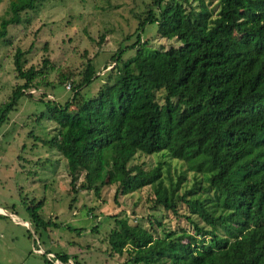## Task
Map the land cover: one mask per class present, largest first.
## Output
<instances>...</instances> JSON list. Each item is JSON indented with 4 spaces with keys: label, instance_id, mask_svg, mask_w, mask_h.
<instances>
[{
    "label": "trees",
    "instance_id": "1",
    "mask_svg": "<svg viewBox=\"0 0 264 264\" xmlns=\"http://www.w3.org/2000/svg\"><path fill=\"white\" fill-rule=\"evenodd\" d=\"M42 1L7 0L0 38ZM194 1L196 7L189 0H149L141 14L134 12V40L110 55L111 69L93 95L83 98L79 90L97 76L96 54L86 58L66 101L44 102L54 124L46 142L64 158L73 195L68 208L79 190L98 196L113 184L116 201L150 186L152 204L184 223L165 229L152 218L146 229L111 215L106 243L110 255L125 253L123 264H264V0H216L214 15L203 0ZM145 24L177 45L152 47L140 37ZM126 49L133 55L122 60ZM23 54L16 48L12 55L21 83L0 122L19 97H31L49 68L47 58L25 68ZM71 76L60 74L58 83ZM157 90L164 91L161 104ZM136 153L161 154L184 170L173 180L165 161L164 183L162 162L144 170L130 164ZM185 172L192 183L181 189ZM31 201L24 205L27 220L45 228L52 221H43L42 204ZM55 257L80 264L66 253Z\"/></svg>",
    "mask_w": 264,
    "mask_h": 264
},
{
    "label": "rangeland",
    "instance_id": "2",
    "mask_svg": "<svg viewBox=\"0 0 264 264\" xmlns=\"http://www.w3.org/2000/svg\"><path fill=\"white\" fill-rule=\"evenodd\" d=\"M148 2L43 0L36 8L21 13L20 22L8 25L6 35L0 38V117L14 85L21 83L13 70L15 49L24 52L25 68L30 65L38 68L43 58H47L49 67L41 78H36L40 85L29 90L31 97H19L16 106L5 112V118L0 122V204L12 214L0 216V262L48 264L44 256L32 252L27 233L32 236L35 232L41 248L54 256L66 253L80 264H123L125 253L110 255L106 243V235L113 226L111 215L123 217L129 223L140 224L146 229L150 228L152 218L160 221L165 229L184 226L162 207L152 204L150 186L119 195L116 201L112 197L113 184L103 186L98 196L92 191L79 190L74 195L71 208H68L73 195L69 192L65 160L46 142L53 134L54 124L44 115V102L62 104L66 101L72 94V83L80 79L79 73L86 58L96 54L91 62L97 76L79 90L83 98L93 95L102 84L103 72L111 69L110 55L118 47L134 40L137 24L134 12L141 14ZM189 2L196 7L197 2ZM203 2L214 15L218 8L216 0ZM183 5L186 8L187 3L183 2ZM6 9L7 0H0V18ZM155 30V25L145 24L140 37L152 41L155 48L177 45L175 41L155 36ZM133 52V49H126L121 59L130 57ZM106 64L109 65L102 69ZM60 74L72 76L58 83ZM45 82L48 85L42 86ZM155 97L158 103H163L164 91L157 90ZM165 161L169 163L170 177L176 179L184 166L161 154L136 153L130 164L137 163L148 170L162 162L163 181L166 183ZM191 177V173L185 172L181 189L190 186ZM29 201L42 204L38 214L43 221H52L45 224V228L35 227L33 223L27 227L12 220L27 219L24 205ZM11 205L14 206L13 211ZM8 227H14L13 233ZM153 227L160 229L156 225ZM34 247H37L36 243Z\"/></svg>",
    "mask_w": 264,
    "mask_h": 264
},
{
    "label": "crops",
    "instance_id": "3",
    "mask_svg": "<svg viewBox=\"0 0 264 264\" xmlns=\"http://www.w3.org/2000/svg\"><path fill=\"white\" fill-rule=\"evenodd\" d=\"M11 207V210L13 211L14 210V206L13 205H11L10 206ZM9 215V216H11L12 214H11V212L6 208V206H3L2 204H0V216H3V215ZM26 214V213H25ZM12 220H15V222H17V223H20V224H23V225H26L27 227H30L29 226V221L27 220V219H20V218H16V219H13L12 218ZM12 226V225H11ZM11 228V229H10ZM12 228H14V227H8V229H10L9 230V232H11V233H13V230H15V229H12ZM28 235H27V238H28V242H29V240H30V245H31V249H32V252L33 253H35V254H40V253H37V252H35L34 250L35 249H39V250H41L43 253L42 254H40V255H42V256H44V258H45V255H44V253H50L49 251H45V250H43L42 248H41V245H40V242H39V240L37 239V237H36V233L35 232H33L32 233V236H30L29 235V233H27ZM12 235V234H11ZM11 237V236H10ZM15 237V236H14ZM26 238V239H27ZM35 243H36V245H37V247L35 248L34 246H35ZM0 263H3V262H0ZM9 264H15V263H9Z\"/></svg>",
    "mask_w": 264,
    "mask_h": 264
},
{
    "label": "built area",
    "instance_id": "4",
    "mask_svg": "<svg viewBox=\"0 0 264 264\" xmlns=\"http://www.w3.org/2000/svg\"><path fill=\"white\" fill-rule=\"evenodd\" d=\"M67 88H68V85L66 86ZM35 252H37V253H40V254H42L43 252L41 251V250H39V249H35L34 250ZM44 255L46 256L45 258L47 259V260H50V261H52V263L53 264H74L73 262H71L70 260H68V261H66V262H64V263H62V262H60L53 254H51V253H44ZM0 264H6V263H0Z\"/></svg>",
    "mask_w": 264,
    "mask_h": 264
}]
</instances>
